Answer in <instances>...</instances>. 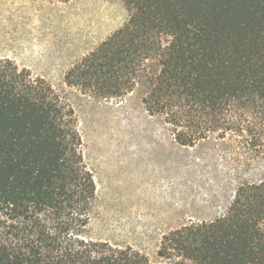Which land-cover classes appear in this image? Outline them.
Returning <instances> with one entry per match:
<instances>
[{
  "label": "trees",
  "instance_id": "trees-1",
  "mask_svg": "<svg viewBox=\"0 0 264 264\" xmlns=\"http://www.w3.org/2000/svg\"><path fill=\"white\" fill-rule=\"evenodd\" d=\"M123 1L128 22L66 85L96 99L136 95L178 145L264 163V0ZM95 201L74 110L0 59V264H264V174L241 183L223 215L164 235L155 263L86 237Z\"/></svg>",
  "mask_w": 264,
  "mask_h": 264
},
{
  "label": "rangeland",
  "instance_id": "rangeland-1",
  "mask_svg": "<svg viewBox=\"0 0 264 264\" xmlns=\"http://www.w3.org/2000/svg\"><path fill=\"white\" fill-rule=\"evenodd\" d=\"M130 15L123 0H0V59L44 79L74 110L96 185L86 237L155 263L164 235L226 213L264 163L229 146L178 145L136 95L96 99L66 85V72Z\"/></svg>",
  "mask_w": 264,
  "mask_h": 264
}]
</instances>
